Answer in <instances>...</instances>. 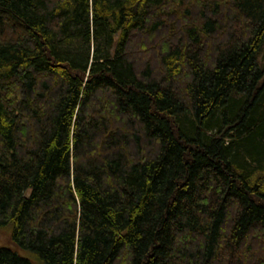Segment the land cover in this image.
<instances>
[{
	"label": "trees",
	"instance_id": "obj_1",
	"mask_svg": "<svg viewBox=\"0 0 264 264\" xmlns=\"http://www.w3.org/2000/svg\"><path fill=\"white\" fill-rule=\"evenodd\" d=\"M4 227L0 264H264V0H0Z\"/></svg>",
	"mask_w": 264,
	"mask_h": 264
},
{
	"label": "rangeland",
	"instance_id": "obj_2",
	"mask_svg": "<svg viewBox=\"0 0 264 264\" xmlns=\"http://www.w3.org/2000/svg\"><path fill=\"white\" fill-rule=\"evenodd\" d=\"M5 228H7V227L0 228V229H2V230H0V246L7 245L8 243H6V242H9V235H8V232L4 230ZM9 231H10V237H11V229L10 228H9ZM20 253L23 256H26L35 262L37 260L36 256L32 252H29L26 250H20Z\"/></svg>",
	"mask_w": 264,
	"mask_h": 264
}]
</instances>
